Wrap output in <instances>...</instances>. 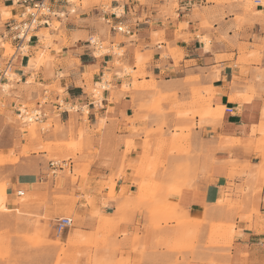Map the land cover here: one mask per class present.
I'll return each instance as SVG.
<instances>
[{
    "label": "crops",
    "instance_id": "1",
    "mask_svg": "<svg viewBox=\"0 0 264 264\" xmlns=\"http://www.w3.org/2000/svg\"><path fill=\"white\" fill-rule=\"evenodd\" d=\"M11 1L2 2L6 8L12 9L15 17L20 14L21 6L9 4ZM52 6L56 15L49 19V27L39 28L29 47L31 50L39 47L45 53L49 51L55 61L50 66L31 67L29 54L27 58L20 59L16 70L20 80L16 86L22 100L36 101L39 107H42L39 97L45 98L46 95L57 102L53 104L59 111L55 123L63 128L58 137L69 138L72 130L76 140L80 130L85 136L79 168L87 171L86 177L79 176L73 185L68 179L63 186L67 196H72L75 190L74 197H81L75 207L76 212L85 218L79 221L82 223L80 227L90 234L99 223L92 214L99 213L118 227V232H133L139 228V235L147 240L143 241L138 252L132 251L131 241L123 243L121 250L124 256H130L133 264H171L179 254L160 252L154 241L157 233L145 227L154 221L147 209L165 204L176 209L177 218L182 216L185 219V227L197 229L207 222L229 219L235 225L230 262L264 264V181L258 177L261 159L254 147L260 138L256 132L264 131V86L257 80L258 69L264 71V61L260 67L255 61L246 65L237 64L238 46L253 45L258 39H263V19L251 16L244 28L238 30L235 13L240 11V7L208 0H124L123 3L112 4V9L120 10V14L95 7L79 17L72 16L75 12L68 11L69 4L54 3ZM262 11L258 9L257 13ZM100 18L121 24L129 31V34L123 33L125 41L118 44L119 49H126L124 62L134 66L138 50L143 56L152 52L146 79L150 81L151 75L159 81L162 94H175L183 99L189 90L197 86V82L188 84L185 80L200 76V86L215 95L214 105L217 107L208 110L214 112L209 119L214 125L196 126L191 137L185 141L186 152L171 154L168 145L158 148L161 140L164 143L163 140L170 139L169 135L165 139L159 135L150 137L149 159L153 163H163V168L154 178L159 185L155 201L141 200L148 195L150 186L141 190L136 184L139 179L135 177L134 170H126L125 175L121 173L123 165L129 162L136 166L144 156L142 146L146 136L135 133L133 129L156 130L163 122H168L163 128L167 131L168 127L183 124L184 121L170 116L158 118L149 112L147 99L150 93L122 91L124 80L118 77L117 68L110 66L115 55L110 53L97 57L95 49L88 44V38L83 40L79 37L86 34L90 39L107 36L105 25L113 45L117 33L107 24L102 25ZM54 20L60 24V32L55 30L57 32L53 36L59 38L53 40V45L60 50H55L53 46L44 47L39 36L42 30L51 27ZM207 24L208 27L203 26ZM157 38L159 41L155 44L154 39ZM202 38L210 41V49H206ZM169 49H176L181 55L178 65L169 55H164L169 53ZM30 53L34 57L36 52ZM106 74L112 75V81L108 83L113 90L106 88L99 102L87 93V77L91 75V81L101 83ZM54 84L57 88L50 92ZM59 104L74 108L59 109ZM163 107L168 109L169 104ZM128 142L133 146L129 152L126 150ZM13 148V140H3L0 144V151L5 153ZM74 166L72 160V175ZM0 171V178L9 184L7 193H0V210L12 212L13 209L8 207V196H14L16 190L24 188L31 195L46 199L43 208L37 202L32 205L33 213H41L50 219L60 213L64 202L57 205L54 199L55 183L50 178L54 170L50 168V163L39 162L37 156H33L31 160L21 158L17 164H5ZM176 174L185 175L186 180L177 185ZM111 179L115 183L117 197L109 196L110 189H102L103 184ZM81 185H84V191L80 190ZM3 186L6 185H0ZM226 199L232 206L229 214L222 207ZM239 213L247 219L243 220ZM123 218L124 222L121 221ZM197 220L205 224L196 227ZM208 229V226L201 228L202 239L207 237ZM76 233L72 235L74 239L82 234L80 231ZM174 233L175 229L170 226L167 234L172 236ZM117 239L119 243L124 240L122 235ZM218 251L209 257L201 256L204 251L199 249L195 257H202V261L188 264H209L203 261L210 258L215 264H221L225 256ZM183 254L192 258L188 252ZM111 257L120 259V252Z\"/></svg>",
    "mask_w": 264,
    "mask_h": 264
},
{
    "label": "rangeland",
    "instance_id": "2",
    "mask_svg": "<svg viewBox=\"0 0 264 264\" xmlns=\"http://www.w3.org/2000/svg\"><path fill=\"white\" fill-rule=\"evenodd\" d=\"M3 1V0H2ZM0 0V63L2 64L7 60L13 53L14 48H12L11 42L7 36L9 35L10 28L7 26L9 22L13 24L15 20H20L19 15L13 16L12 9L6 8ZM16 1V0H15ZM215 1L217 4L228 3L229 5H236L240 7V11L235 13V21L239 24L238 30L244 28L245 24L252 17L263 19L264 21V11L262 13H257L258 8L255 4L256 0H208ZM261 4H264V0H260ZM68 11L75 12L72 16L79 17L81 14L90 12L95 7H104L103 10L107 12H116L120 14V10L112 9L113 2L123 3L124 0H69ZM6 3H8L6 1ZM51 3L53 1L51 0ZM9 4H13L12 1ZM18 4H15V7ZM261 10V9H260ZM198 11V9L196 10ZM100 23L103 25L105 23L104 19L100 18ZM106 24V23H105ZM107 30V36H94L92 38L93 42L96 43L95 55L97 57L105 56V54H114L115 60L110 63V66L117 68V75L121 80H124L122 91L133 90L136 92H147L150 93V98L147 99V109L149 112L155 116L164 117L170 116L173 119H180L184 121L183 124L173 125L168 127L167 131H164V127L168 122H163L160 127L156 130L148 129H133L135 133L144 134L146 140L143 143L142 150H144V156L138 162L136 166L131 165L129 162L123 165L121 173L125 175L126 170H134L135 177L139 179L136 184L140 186L141 190L150 186L148 195L144 196L141 200L155 201V196L158 191V184L155 181V175L163 168L162 161L153 163L152 159H149L151 153V143L150 137L152 136H170L169 140H163L164 143L160 142L158 148L163 146H169L171 154H178L180 152H186L185 141L191 137L196 126L202 128L205 125H214L210 122V118L214 115V112H209L214 105V92H211L200 86L201 77L197 76L194 78H188L185 80L186 83H196L189 90V94L184 95L183 99H179L177 95L162 94L160 91V82L150 75V81H147L146 77L149 75L147 73V67L152 59V52L150 55L143 56L140 50L137 51L135 57V65H130L124 62L122 59L126 54V49L122 50L118 48V44L125 41L123 33H118L114 39L113 45L111 34L109 29L103 25ZM208 27L209 25H203ZM56 29L60 32V24L54 20L51 27L47 30H42L39 33L42 39L43 46L46 48L54 47L55 50H60V48L53 45V40L59 37L53 36ZM62 31V30H61ZM62 33V32H61ZM83 40H90L88 35L79 36ZM78 37V38H79ZM76 39V38H75ZM159 39H154L156 44ZM202 41L206 43V49H210V41L207 38H202ZM101 47L102 49H100ZM253 47V50L250 48ZM239 52L238 65H246L251 62H256L260 67L263 65L264 61V37L263 39H258L253 45L246 44L238 46ZM12 51V52H11ZM32 52H36L34 57L31 55ZM169 53L164 55H169L176 65H178L181 55L178 51L169 49ZM30 55L31 59L29 65L31 67H40L43 65L50 66L52 62L55 61L54 57L50 56V52L41 50L39 47L30 49L26 48L25 55ZM19 58L15 61V68L20 61ZM257 80L264 86V71L258 69ZM18 76H13V84ZM88 78V89L87 93L91 94L99 102L103 99V94L106 88L113 90V86L108 82L112 81V75L106 74L103 78V82L94 83L91 81V75ZM90 80V81H89ZM110 85V86H109ZM9 91H0V144L3 140H13L14 148L8 152L0 151V157H2V162H0V168L5 164H17L20 162L21 158H26L31 160L33 156H37L39 162H55V161H74V173L71 174V169H65V172L56 171V177L54 178V173H50V178L55 183V200L58 205L59 202H64L62 204L60 213L56 215L55 218L50 219L49 216L43 214L33 213L31 210L34 203H39V207H44L46 199H40V197H35L27 192L26 189L20 188L16 190L14 196H8V207L13 209L12 212L7 213L4 210H0V264H102L106 262L108 264H133L130 256H124L121 248L123 243L131 241L132 251L138 252L143 246V241L147 238L140 236V229L135 228L133 232H118L116 226L111 224L110 221L101 216L99 213H93L92 215L98 219V227L90 234H88L84 227L81 226L80 220L85 219L75 210L76 203L81 199L74 197V192L72 196H67L66 190L64 189V183L66 180H70L72 185L77 182L78 177L85 178L87 171L80 169V160L84 153L83 141L84 134L82 130L79 131V138L76 140L73 130L69 132V138L58 137L59 133L62 132L63 128L59 124L55 123L58 118L57 109L55 105L57 102L53 99L39 97L41 106L39 107L36 101L22 100L21 95L18 92L16 84L9 87ZM54 84L50 87V92L56 89ZM58 92L61 94L62 91L59 89ZM18 98V99H17ZM45 103H47L45 105ZM164 104H169V108L165 109ZM40 110L45 114L44 119L39 121H28L22 118L25 115H21L20 111H27L28 113ZM63 109H69L68 107ZM53 110V112L51 111ZM223 108V112H224ZM225 113V112H224ZM86 115V114H85ZM199 122L196 123V119ZM260 138L256 140L254 147H256V152L258 153V158L261 159V166L259 168L258 177L261 181H264V131H257ZM255 133V134H256ZM254 134V135H255ZM55 135L54 139L52 138ZM165 139V138H164ZM169 141V142H168ZM133 146L127 143V152ZM160 148V149H161ZM180 170V169H179ZM177 170V172L179 171ZM2 171H0L1 174ZM179 173V172H178ZM1 177V175H0ZM175 182L179 185L183 179L186 180L185 175H174ZM5 184L6 186L0 187V193H7V188L9 184L5 179L0 178V185ZM104 188L110 189L109 196L117 197L115 192V183L111 179L108 183L103 184ZM23 190L25 192L24 196L18 197L17 192ZM80 190L84 191V185L80 186ZM124 192H122L123 195ZM69 199L71 200L69 203ZM90 204V201H89ZM226 212L229 214L232 206L229 200L226 199L225 203L222 205ZM239 207V211H240ZM175 208L169 207L165 204H160L158 207L148 208L147 211L153 216L154 220L149 225L145 226L146 229H151L154 231L156 236H154L155 244L160 252H176L179 254L175 261L171 264H188L194 262L195 260L202 261V257L197 259L196 252L199 249L204 251V255H209V257L218 253L225 256L224 262L221 264H233L230 262L231 253L230 249L233 243V237L230 238L234 233V223L229 219H224L223 221H218L215 223L197 220L195 226L198 225L208 226V233L206 238L202 239L201 228H194L193 226L185 227L183 224L185 219L181 217H176ZM258 214V211H256ZM240 214V213H239ZM240 217L244 220L247 217ZM61 218L70 219L72 222V227L67 229L61 235L57 234L55 226L57 221ZM124 222V218L121 219ZM126 221V219H125ZM172 222H175V226H172ZM175 229V233L172 236L167 234V229L169 227ZM76 231H80L78 239H74ZM77 234V233H76ZM79 234V233H78ZM122 235L124 239L122 242H118V237ZM76 241V242H75ZM75 242V243H74ZM68 243H74L69 245ZM145 245V244H144ZM156 248V249H157ZM120 252V259L114 260L111 255ZM183 252H188L192 255L189 259L187 255ZM181 258V259H180ZM99 262V263H98ZM204 263L215 264L216 262L210 259L204 260Z\"/></svg>",
    "mask_w": 264,
    "mask_h": 264
},
{
    "label": "built area",
    "instance_id": "3",
    "mask_svg": "<svg viewBox=\"0 0 264 264\" xmlns=\"http://www.w3.org/2000/svg\"><path fill=\"white\" fill-rule=\"evenodd\" d=\"M53 3H65L69 4V0H52ZM13 5L18 4L21 6V11L19 14L20 20H15L13 24H10L8 27L10 28V36H7L11 42L12 48H14V53L5 60L2 64L0 63V91L5 92L3 85H7V83L13 82V73L15 68V61L19 58L25 59L28 55H25L26 48H30L29 45L32 43L35 38V33L42 27H49V19L56 15V11H54L51 0H12ZM255 4L261 10H264V4H261L260 0H256ZM105 23L110 27L112 31L115 33H124L129 34V31L126 27L121 24H114L111 20H105ZM88 44L93 48L98 46L93 42L92 38L88 41ZM102 49L101 47H99ZM19 77V76H18ZM20 78H17L19 81ZM17 81L14 84H17ZM59 109L64 107L62 104L58 105ZM72 110L74 107H68ZM67 110V109H66ZM25 115L27 119H31V121H39L40 119H44L45 114L40 110V108L36 109V111L28 113L27 111H20L19 116ZM71 161H55L50 162V168L54 174L59 169L64 170L70 169ZM18 197L24 196V191L20 190L17 193ZM72 227V222L70 219L61 218L57 221L56 232L57 234H62L67 229Z\"/></svg>",
    "mask_w": 264,
    "mask_h": 264
},
{
    "label": "bare ground",
    "instance_id": "4",
    "mask_svg": "<svg viewBox=\"0 0 264 264\" xmlns=\"http://www.w3.org/2000/svg\"><path fill=\"white\" fill-rule=\"evenodd\" d=\"M11 52H12V51H11ZM9 58H10V57H9ZM0 67H2V66H0ZM16 70H17V68H14V72H15V73H13V74H11V75H13V76L17 77V76H18V74H17ZM16 81H17V78H16ZM12 85H14V84H13V83H10V82H9V83H7V85H3V87H4V90H7V91H9V89H10L9 87H10V86H12ZM25 111H26V110H25ZM22 118H25L26 120H28V121H31V119H30V118H29V119H27V118H26V117H24V116H23ZM24 195H25V192H24ZM55 229H56V226H55ZM231 237H233V236H232V234H231L230 238H231Z\"/></svg>",
    "mask_w": 264,
    "mask_h": 264
}]
</instances>
